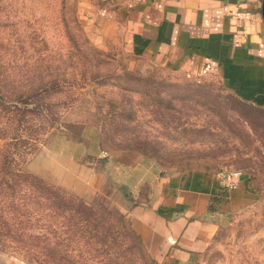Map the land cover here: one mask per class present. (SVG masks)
Instances as JSON below:
<instances>
[{"label": "rangeland", "instance_id": "374dc122", "mask_svg": "<svg viewBox=\"0 0 264 264\" xmlns=\"http://www.w3.org/2000/svg\"><path fill=\"white\" fill-rule=\"evenodd\" d=\"M85 1L0 0V93L11 111L0 105V152L119 212L123 197L137 200L117 182V166L162 175L239 170L253 201L217 230L201 264H264L263 70H234L235 86L216 69L171 74L126 53L117 26L102 9L85 13ZM129 146L143 150L123 157ZM128 245L137 264L138 248ZM0 264L35 263L10 250L0 251Z\"/></svg>", "mask_w": 264, "mask_h": 264}, {"label": "crops", "instance_id": "0c3cea01", "mask_svg": "<svg viewBox=\"0 0 264 264\" xmlns=\"http://www.w3.org/2000/svg\"><path fill=\"white\" fill-rule=\"evenodd\" d=\"M83 5L85 13L102 9L109 16L126 53L171 74L197 78L212 64L234 85V70L264 73L261 0H90ZM116 169L117 182L137 200L121 197L117 208L157 264H201L217 230L253 201L243 180L228 191L204 170L162 175L140 164Z\"/></svg>", "mask_w": 264, "mask_h": 264}, {"label": "trees", "instance_id": "16d2710c", "mask_svg": "<svg viewBox=\"0 0 264 264\" xmlns=\"http://www.w3.org/2000/svg\"><path fill=\"white\" fill-rule=\"evenodd\" d=\"M4 96L0 93V105L10 113ZM12 154L8 149L0 152V251L19 252L35 264H136L128 245L132 243L139 251L137 264H157L126 215L94 206L23 171Z\"/></svg>", "mask_w": 264, "mask_h": 264}, {"label": "built area", "instance_id": "2783aa9c", "mask_svg": "<svg viewBox=\"0 0 264 264\" xmlns=\"http://www.w3.org/2000/svg\"><path fill=\"white\" fill-rule=\"evenodd\" d=\"M215 69L212 64H207L204 68V73L202 76L208 74H214ZM102 157V156H101ZM215 178L218 184L225 190H234L241 183L244 178V174L235 169H221L215 173Z\"/></svg>", "mask_w": 264, "mask_h": 264}, {"label": "water", "instance_id": "95a60500", "mask_svg": "<svg viewBox=\"0 0 264 264\" xmlns=\"http://www.w3.org/2000/svg\"><path fill=\"white\" fill-rule=\"evenodd\" d=\"M261 16L264 22V0H261Z\"/></svg>", "mask_w": 264, "mask_h": 264}]
</instances>
